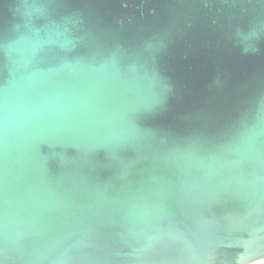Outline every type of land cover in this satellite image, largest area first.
Listing matches in <instances>:
<instances>
[{
  "label": "water",
  "instance_id": "obj_1",
  "mask_svg": "<svg viewBox=\"0 0 264 264\" xmlns=\"http://www.w3.org/2000/svg\"><path fill=\"white\" fill-rule=\"evenodd\" d=\"M261 261L264 0H0V264Z\"/></svg>",
  "mask_w": 264,
  "mask_h": 264
},
{
  "label": "bare ground",
  "instance_id": "obj_2",
  "mask_svg": "<svg viewBox=\"0 0 264 264\" xmlns=\"http://www.w3.org/2000/svg\"><path fill=\"white\" fill-rule=\"evenodd\" d=\"M262 263H264L263 261H261V262H258V263H256V264H262Z\"/></svg>",
  "mask_w": 264,
  "mask_h": 264
}]
</instances>
